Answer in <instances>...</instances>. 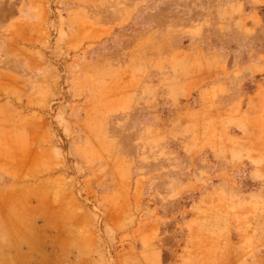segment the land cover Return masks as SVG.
I'll return each instance as SVG.
<instances>
[{"label": "rangeland", "instance_id": "obj_1", "mask_svg": "<svg viewBox=\"0 0 264 264\" xmlns=\"http://www.w3.org/2000/svg\"><path fill=\"white\" fill-rule=\"evenodd\" d=\"M0 264H264V0H0Z\"/></svg>", "mask_w": 264, "mask_h": 264}, {"label": "bare ground", "instance_id": "obj_2", "mask_svg": "<svg viewBox=\"0 0 264 264\" xmlns=\"http://www.w3.org/2000/svg\"><path fill=\"white\" fill-rule=\"evenodd\" d=\"M22 164V163H21ZM13 166V165H12ZM20 173V172H19Z\"/></svg>", "mask_w": 264, "mask_h": 264}]
</instances>
